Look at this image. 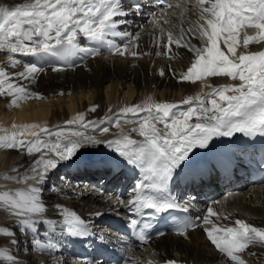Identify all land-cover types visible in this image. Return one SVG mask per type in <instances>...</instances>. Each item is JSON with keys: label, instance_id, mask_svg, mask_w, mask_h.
Wrapping results in <instances>:
<instances>
[{"label": "snow or ice", "instance_id": "6c2138e0", "mask_svg": "<svg viewBox=\"0 0 264 264\" xmlns=\"http://www.w3.org/2000/svg\"><path fill=\"white\" fill-rule=\"evenodd\" d=\"M198 3V20L202 21L199 24L201 45L197 46L191 40L182 42L183 34L176 39L169 32L167 42H156L158 50L155 55L174 58L178 53L172 45L176 49L185 48L193 58L186 71L174 73L178 80L195 83L208 77L223 76L230 77L235 83L208 84L209 92L187 96L181 102L186 106L183 108L174 102H146L122 108L120 115L126 118V122L136 121L130 133L142 139L133 138L123 129L111 139L80 131L54 133L48 128L31 132L32 139L27 141L21 138L23 131L0 136V149L22 150L34 157L28 173L11 179L17 183L32 179L35 184L24 190L17 189L14 194L0 193V203L18 218L17 230L31 234L34 248L54 251L57 244L50 238V233L57 229L73 238L92 235L88 220L63 205L49 206L57 210V219L45 215L47 207L43 193L49 174L62 162L73 160L82 149L103 145L118 159L94 163H123L139 170L142 179L134 185L131 198L125 201L118 197L116 205L122 206L129 214L128 227L137 238L147 242L150 238L148 229L152 227L149 220L173 210L190 211L191 200L181 201L171 187L186 171L191 170V182L194 183L197 175L202 178L210 170L211 165L201 167L200 163L194 162L198 150L210 151L215 141L234 138L237 134L250 140L264 138V0H198ZM142 7L139 0L130 8H126L122 0H22L11 5L0 2V50L8 53V64L12 68L23 64V70L14 74L0 66V97L9 98L14 103L37 95L13 81L36 80L45 71L38 63L58 60L71 67L74 58L96 57L102 54V50L121 57L151 54L136 51L139 32L134 35L122 30L129 23L127 18L139 15ZM168 7H172L171 3ZM248 29L254 30L255 34L248 35L245 31L241 45L240 32ZM81 37L94 46H82ZM115 38L123 43H118ZM195 38L193 33L192 39ZM221 44L226 51L222 50ZM249 45H260V50L249 52ZM17 53L32 57L35 62L24 63L15 58ZM61 70L52 67L54 72ZM160 75H165L163 69ZM90 111L94 112L96 108ZM129 113L133 114L131 119L127 118ZM138 113L144 115L137 117ZM119 119L120 116L115 115L107 120L85 123L83 114L76 118L82 127L94 128L104 134L109 133L111 124L118 126ZM75 122L66 123L71 126ZM261 166L264 167V162ZM55 189V185L49 188L50 191ZM213 216L217 213L208 207L204 215L195 219L182 218L173 230L184 235L200 224H211L212 227L204 229L207 239L227 258L228 264H246L239 253L252 246H264V227L253 226L241 219L234 221L235 226H217L210 219ZM3 236L13 237L8 241L11 245L18 243L14 238L16 231L4 227L0 229V238ZM99 239L103 241L105 237L101 235ZM0 257H6L11 264H19L15 255L2 249ZM88 264L105 262L96 258ZM164 264L177 262L167 260Z\"/></svg>", "mask_w": 264, "mask_h": 264}, {"label": "bare ground", "instance_id": "6f19581e", "mask_svg": "<svg viewBox=\"0 0 264 264\" xmlns=\"http://www.w3.org/2000/svg\"><path fill=\"white\" fill-rule=\"evenodd\" d=\"M22 0H0L3 3L18 2ZM191 3V1H190ZM198 7H187L186 15L192 16ZM164 13H158L152 17L156 22L164 17ZM182 19L179 20L181 22ZM174 23L176 21L174 20ZM152 25V24H150ZM149 26L148 29H151ZM188 29V28H187ZM191 40L197 44V40L192 39V32L188 31ZM143 35L137 42L136 51L150 52L149 55L133 57L125 55H101L82 60V63L71 69L52 71V66L43 67L45 71L38 75L37 79L14 80L20 83L30 92L37 95L27 99L16 100L14 103L9 98L0 97V136L11 135L13 132L23 131L24 140H31V132H39L41 128H48L52 132L64 131L70 134L72 131H80L85 134L95 135L102 139H111L115 135L124 132L130 133L132 127L136 126V121L126 122V118L120 115L124 107H132L146 102L163 103L174 102L182 108L186 107L181 102L189 95L207 93L210 91L208 84L213 86L228 85L235 83L230 77H211L195 83L178 80L174 73L179 74L186 71L190 66L193 54L185 48H172L178 54L174 58L168 56H156L158 50L156 42H167L168 33L154 34L151 30L141 33ZM179 39L180 36H176ZM188 40L184 38V41ZM192 43V42H191ZM242 45V42H241ZM223 46V45H222ZM260 49V45H249V52ZM224 48L223 46V49ZM240 49L238 48V54ZM15 58L20 59L18 56ZM233 58L234 57H231ZM24 63H31L30 61ZM0 66L6 67L7 71L13 74L23 70V64L12 68L8 64V53L0 52ZM164 70L165 75H160V70ZM171 69V71H170ZM200 87V88H199ZM93 107L96 111H90ZM83 114L84 122L107 120L109 117L119 115V125L113 123L109 126V133H100L94 128H84L76 118ZM137 117L144 113L136 114ZM133 114H127L131 119ZM76 121L71 126L66 122ZM36 125L37 127H32ZM160 127V125H158ZM133 138L142 139L135 133H130ZM111 151L103 145L82 149L73 160L62 162L60 165L78 164L86 159L101 157L103 153ZM34 157H30L22 150L0 149V193L8 191L15 193L17 189L24 190L30 185H34L32 179L17 183L11 179L18 175L29 172ZM85 163V162H84ZM83 163V164H84ZM13 169H16L13 171ZM54 172H52L53 174ZM51 174V173H50ZM48 176L44 187V202L47 207L45 215L49 219H57V210L50 205L60 204L71 210H85V212H103L114 209L113 201L99 195H88L80 201L75 200V194L60 195L49 190L51 187L52 175ZM55 176V174H54ZM27 185V186H25ZM67 187V185H66ZM244 195L233 198L228 204L217 203L216 209L221 210L224 217H215L213 222L217 226L234 224L236 219H248L253 226L264 227V188L255 190H245ZM74 199V200H73ZM18 218L11 213L6 205L0 203V229L7 227L16 231L18 243L11 245L8 243L13 237L3 236L0 238V249L6 253L15 255L19 264H57L56 254L51 251H42L32 246L31 234H24L17 230ZM43 235V232H41ZM50 238L55 243H60L62 235L59 231L50 233ZM159 248L150 246L149 251H140L137 264H147L149 259L177 257L187 261H194L196 264H228L226 257H221L207 239L206 234L201 230L189 232L184 236H164L158 242ZM146 253L150 256H146ZM249 253H255L250 255ZM246 264H264V246H252L246 252L239 253ZM0 264H11L6 257H0Z\"/></svg>", "mask_w": 264, "mask_h": 264}]
</instances>
